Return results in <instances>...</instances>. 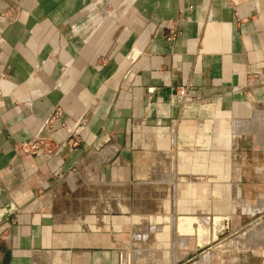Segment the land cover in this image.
I'll return each instance as SVG.
<instances>
[{"label": "crops", "instance_id": "obj_1", "mask_svg": "<svg viewBox=\"0 0 264 264\" xmlns=\"http://www.w3.org/2000/svg\"><path fill=\"white\" fill-rule=\"evenodd\" d=\"M252 75L264 0H0V264H264Z\"/></svg>", "mask_w": 264, "mask_h": 264}, {"label": "built area", "instance_id": "obj_2", "mask_svg": "<svg viewBox=\"0 0 264 264\" xmlns=\"http://www.w3.org/2000/svg\"><path fill=\"white\" fill-rule=\"evenodd\" d=\"M4 16V15H2ZM174 36L173 33H170V38ZM250 78L254 80V83L259 85H264V81H262L261 77L258 75H252ZM10 83L5 77H0V99L4 96L8 95L10 88ZM189 85L185 87H180L176 91V97L181 100V104L189 101L188 93H189ZM62 111L60 109L55 110L50 117L45 122V129L52 133L57 125L58 128L62 129L65 132L66 138L57 141L55 138L51 136H37L34 139L28 142H22L17 145V148L26 156L33 157L37 155H44L46 157H52L56 154L58 149L60 148H69L74 149L78 147L80 140L79 136L75 133L73 127H67L62 121Z\"/></svg>", "mask_w": 264, "mask_h": 264}, {"label": "rangeland", "instance_id": "obj_3", "mask_svg": "<svg viewBox=\"0 0 264 264\" xmlns=\"http://www.w3.org/2000/svg\"><path fill=\"white\" fill-rule=\"evenodd\" d=\"M140 243H138V245H139ZM146 244V243H145Z\"/></svg>", "mask_w": 264, "mask_h": 264}, {"label": "water", "instance_id": "obj_4", "mask_svg": "<svg viewBox=\"0 0 264 264\" xmlns=\"http://www.w3.org/2000/svg\"><path fill=\"white\" fill-rule=\"evenodd\" d=\"M197 249H199V247Z\"/></svg>", "mask_w": 264, "mask_h": 264}]
</instances>
